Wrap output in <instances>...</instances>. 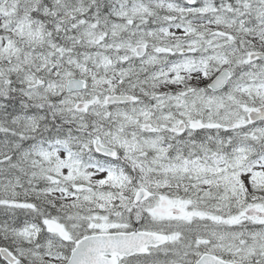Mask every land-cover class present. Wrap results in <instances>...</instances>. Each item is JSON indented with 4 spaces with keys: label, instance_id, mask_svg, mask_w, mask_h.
<instances>
[{
    "label": "snow or ice",
    "instance_id": "obj_1",
    "mask_svg": "<svg viewBox=\"0 0 264 264\" xmlns=\"http://www.w3.org/2000/svg\"><path fill=\"white\" fill-rule=\"evenodd\" d=\"M0 264H264V0H0Z\"/></svg>",
    "mask_w": 264,
    "mask_h": 264
}]
</instances>
